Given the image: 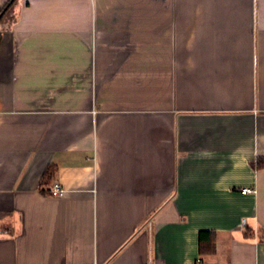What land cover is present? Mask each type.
Returning <instances> with one entry per match:
<instances>
[{
  "label": "crops",
  "instance_id": "0c3cea01",
  "mask_svg": "<svg viewBox=\"0 0 264 264\" xmlns=\"http://www.w3.org/2000/svg\"><path fill=\"white\" fill-rule=\"evenodd\" d=\"M261 158L264 0H19L0 23V264H264Z\"/></svg>",
  "mask_w": 264,
  "mask_h": 264
},
{
  "label": "trees",
  "instance_id": "16d2710c",
  "mask_svg": "<svg viewBox=\"0 0 264 264\" xmlns=\"http://www.w3.org/2000/svg\"><path fill=\"white\" fill-rule=\"evenodd\" d=\"M16 1L17 0H8V2L5 5L0 7V14H2V16L0 18V23L3 22L6 19L7 15L11 11V9H13V6L15 5ZM256 166L263 167L264 166V158L259 159L258 162L256 163ZM55 170H56V166L54 164H51L48 167V169L46 170V172L43 175L42 180H41L43 185L50 184L51 181H53ZM0 221H1V215H0ZM205 241L207 243H211L213 241V243H214V234L211 233L209 235V238H207V239L204 238V235L201 236V238H200V250H201V252H203L204 249H205V247H204L205 244H206Z\"/></svg>",
  "mask_w": 264,
  "mask_h": 264
},
{
  "label": "built area",
  "instance_id": "2783aa9c",
  "mask_svg": "<svg viewBox=\"0 0 264 264\" xmlns=\"http://www.w3.org/2000/svg\"><path fill=\"white\" fill-rule=\"evenodd\" d=\"M244 193H250L254 190L250 187H244L241 189ZM66 193V189L62 187V185L59 182H55L52 187L50 188V194L53 196L61 197L64 196ZM194 264H202V261L200 259H197Z\"/></svg>",
  "mask_w": 264,
  "mask_h": 264
},
{
  "label": "rangeland",
  "instance_id": "374dc122",
  "mask_svg": "<svg viewBox=\"0 0 264 264\" xmlns=\"http://www.w3.org/2000/svg\"><path fill=\"white\" fill-rule=\"evenodd\" d=\"M18 2H19V0H17V2L15 3V5L13 6V9H11V11H10L11 13L16 11V9L18 7ZM10 12H9V14H10ZM9 14L7 15V18L9 16ZM1 224H2V222L0 221V226H1Z\"/></svg>",
  "mask_w": 264,
  "mask_h": 264
},
{
  "label": "water",
  "instance_id": "95a60500",
  "mask_svg": "<svg viewBox=\"0 0 264 264\" xmlns=\"http://www.w3.org/2000/svg\"><path fill=\"white\" fill-rule=\"evenodd\" d=\"M2 14H0V18H1Z\"/></svg>",
  "mask_w": 264,
  "mask_h": 264
}]
</instances>
